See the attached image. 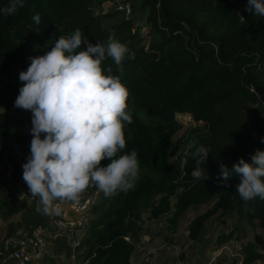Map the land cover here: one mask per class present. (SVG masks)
<instances>
[{
	"label": "trees",
	"instance_id": "16d2710c",
	"mask_svg": "<svg viewBox=\"0 0 264 264\" xmlns=\"http://www.w3.org/2000/svg\"><path fill=\"white\" fill-rule=\"evenodd\" d=\"M110 1L116 0H27L15 14L0 16V217L10 219L24 206L15 193L24 155L11 146L30 147L32 139L23 133L24 118L31 122V117L12 123L8 116L10 110L20 111L14 107L19 89L9 79L12 68H24L29 57L44 55L59 36L75 29L93 45L106 44L115 33L134 58L120 66L110 58L104 64L129 91L132 123L124 130V152L137 151L140 174L127 193L101 192L84 211L90 217L78 261L131 264L145 221L166 217L165 228L174 235L186 212L201 206L209 208L189 224L190 240L199 238L207 221L235 216L255 233L242 247L241 264L260 261L264 237L256 230L264 231V200L243 201L236 191L239 177L219 176L221 165L231 171L239 159L251 163L256 150L264 151V18L245 11L247 0H119L130 5L126 19L115 10L102 13ZM7 4L0 0V7ZM138 5L148 12L147 48L133 23ZM37 13L39 25L32 20ZM184 116L195 125L172 145ZM192 142L209 149L201 165L205 181L191 177V159L180 168ZM108 163L104 159L100 166ZM232 234L218 237L216 245L230 242ZM6 257L3 247L0 264H7Z\"/></svg>",
	"mask_w": 264,
	"mask_h": 264
},
{
	"label": "clouds",
	"instance_id": "9594fccd",
	"mask_svg": "<svg viewBox=\"0 0 264 264\" xmlns=\"http://www.w3.org/2000/svg\"><path fill=\"white\" fill-rule=\"evenodd\" d=\"M26 2L8 0L0 7V16L15 14ZM245 11L264 18V0H247ZM32 20L39 25L41 17L37 13ZM109 58L120 66L126 58L133 59L134 53L115 33L109 34L106 44L93 45L75 29L59 36L44 55L29 57V66L18 75L23 86L14 107L31 112L32 136L22 179L37 200L38 213L60 214L57 201L78 205L89 186L106 196L127 193L139 179L137 151L124 152V130L132 123L129 91L121 76L105 66ZM260 142L264 143V137ZM188 149L180 168L191 159L195 162L191 177L205 181L208 176L204 177L201 165L209 149L195 142ZM104 159L110 163L100 166ZM250 159L251 163L239 159L231 171L221 165L219 178L228 180L236 174V191L243 201L264 200V151L256 150Z\"/></svg>",
	"mask_w": 264,
	"mask_h": 264
},
{
	"label": "rangeland",
	"instance_id": "374dc122",
	"mask_svg": "<svg viewBox=\"0 0 264 264\" xmlns=\"http://www.w3.org/2000/svg\"><path fill=\"white\" fill-rule=\"evenodd\" d=\"M101 10L103 14L114 11L113 2L105 3ZM133 11L135 12V16H137V19L133 22L134 27L138 30L142 44L147 48L151 39V36L148 34L149 27L146 20L148 12L139 11V5ZM29 64L30 61L24 68L13 67L10 72L9 79L17 85L18 89L23 86V83L18 79V75L21 71H25ZM8 116L11 122L14 123L23 116L31 117V112L23 109H20L19 112L17 110H10ZM24 121L26 123L23 127V133L32 138L30 135L31 122L26 117ZM179 121L182 123L183 129L173 138L172 145H175L177 139L185 134L189 127L195 125L190 117H179ZM11 147L24 155V158L20 162L22 176V165L26 163V157L30 155V147L26 145H12ZM101 192L96 187L89 186L80 195L79 203L88 202L91 205ZM15 193H19L20 202L24 206L18 215L10 219L6 220L0 217V249H3L5 241L9 238H19L39 227L46 228L55 233V230L52 229V223L55 221L61 220L69 226L81 223L82 227L85 228L89 220L90 216L83 214V221L80 222L81 216L71 210L73 203L68 201L55 202L56 206L60 208V214L58 215L55 213L48 215L38 213L36 211L37 202L31 196L23 179L17 184ZM208 208L207 206L190 208L181 218L178 232L174 235L170 234L165 228L166 217H163L159 223L145 221L143 233L132 256L131 264H207L215 255H219L217 253L223 246L228 247L232 254H241L242 247L247 242L253 240L255 233L249 231L243 223H238L235 216L228 218L224 222L215 219L207 221L199 238L195 241L190 240L188 237L189 224L195 216L204 213ZM81 229L72 228L74 236L69 240L62 235L55 240H49L48 248L39 264H80L78 259L83 251V247L80 244L84 238V231ZM231 231L233 234L230 242L222 246L216 245L215 242L218 237L227 235ZM256 232H261L264 237V231L261 229L257 228ZM165 237H169V241ZM236 237H239L240 240L236 241ZM77 245H80L79 249ZM148 252L152 254L149 261L145 262ZM212 264H239V259L232 258L228 252H223ZM253 264H264V252L262 259Z\"/></svg>",
	"mask_w": 264,
	"mask_h": 264
},
{
	"label": "built area",
	"instance_id": "2783aa9c",
	"mask_svg": "<svg viewBox=\"0 0 264 264\" xmlns=\"http://www.w3.org/2000/svg\"><path fill=\"white\" fill-rule=\"evenodd\" d=\"M113 4L114 10L122 13L124 18L127 19L131 17L132 13L129 4H124L119 0H116ZM88 205V202L79 203L78 205H71V210L75 214L81 216L80 222L83 221L82 215L84 214V211L88 208ZM71 226L59 220L52 223V229L55 230V233H52L46 228L39 227L19 238H9L4 243V249L7 252V264H39L42 260L45 251L48 248L49 240H55L60 235L69 240L74 236L72 228H84L82 227L81 223ZM223 252L230 253V256L232 258H238L239 264H241L242 255L240 253L232 254L231 250L226 246L221 247V249L217 253L219 255H215V257L210 259L207 264H212L213 262H215L216 259L220 257ZM151 254V252L147 253L145 262L149 261Z\"/></svg>",
	"mask_w": 264,
	"mask_h": 264
}]
</instances>
